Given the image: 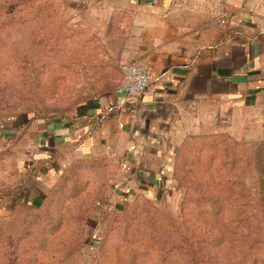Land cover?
Wrapping results in <instances>:
<instances>
[{"label":"rangeland","instance_id":"obj_1","mask_svg":"<svg viewBox=\"0 0 264 264\" xmlns=\"http://www.w3.org/2000/svg\"><path fill=\"white\" fill-rule=\"evenodd\" d=\"M125 46L121 17L87 1L0 0V264H262L264 139L234 128L178 144L167 189H131L99 153L31 198L27 121L121 89Z\"/></svg>","mask_w":264,"mask_h":264},{"label":"crops","instance_id":"obj_2","mask_svg":"<svg viewBox=\"0 0 264 264\" xmlns=\"http://www.w3.org/2000/svg\"><path fill=\"white\" fill-rule=\"evenodd\" d=\"M85 1L121 17L125 58L151 82L140 96L118 89L30 122L31 198L77 157L110 155L126 186L156 192L188 136L216 126L264 139V0Z\"/></svg>","mask_w":264,"mask_h":264},{"label":"built area","instance_id":"obj_3","mask_svg":"<svg viewBox=\"0 0 264 264\" xmlns=\"http://www.w3.org/2000/svg\"><path fill=\"white\" fill-rule=\"evenodd\" d=\"M226 18L220 19L225 23ZM122 73L121 90L130 96H140L151 82V72L143 64L134 60H127L120 66Z\"/></svg>","mask_w":264,"mask_h":264},{"label":"trees","instance_id":"obj_4","mask_svg":"<svg viewBox=\"0 0 264 264\" xmlns=\"http://www.w3.org/2000/svg\"><path fill=\"white\" fill-rule=\"evenodd\" d=\"M31 120L29 119L27 121V123H30ZM261 144H264V142H262ZM254 171H255V175L257 177V182H258V203H257V207H258L259 213L261 214L264 211V152H261L260 154H258V156H256V159L254 162ZM16 205H20V204L16 203ZM262 225H263V223H261L259 225L260 232L262 229V227H261ZM260 245L262 247H264L263 244L260 243ZM262 264H264V262H262Z\"/></svg>","mask_w":264,"mask_h":264}]
</instances>
